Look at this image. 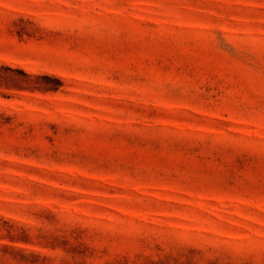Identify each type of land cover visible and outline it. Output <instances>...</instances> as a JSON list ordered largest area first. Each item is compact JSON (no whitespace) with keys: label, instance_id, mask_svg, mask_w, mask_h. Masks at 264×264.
<instances>
[{"label":"rangeland","instance_id":"obj_1","mask_svg":"<svg viewBox=\"0 0 264 264\" xmlns=\"http://www.w3.org/2000/svg\"><path fill=\"white\" fill-rule=\"evenodd\" d=\"M0 264H264V0H0Z\"/></svg>","mask_w":264,"mask_h":264}]
</instances>
